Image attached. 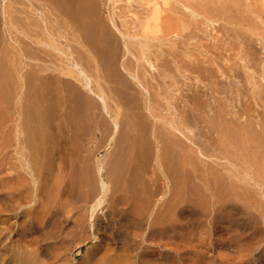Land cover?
I'll return each instance as SVG.
<instances>
[{"label": "rangeland", "instance_id": "374dc122", "mask_svg": "<svg viewBox=\"0 0 264 264\" xmlns=\"http://www.w3.org/2000/svg\"><path fill=\"white\" fill-rule=\"evenodd\" d=\"M181 1H183V2H181V3L179 2L180 5L177 3L175 4V2H172L171 10L167 11L169 13H167V14L165 13L166 15L164 14L165 17H170L169 20H171L173 22H175V20H176V22L178 21L177 24H180V27L182 26L181 24H183V27H181V28L179 27L177 29L178 35L180 36L181 40H180L179 36H178V38L176 37L174 39H171V38L168 39L169 42L167 41L166 44H170V45L173 44L175 46H173L172 48H169L168 45L166 46V48H165V46H163L164 48H162V50H164V54H167V53H169V54L166 56L164 54L161 55V62L159 61L157 63H159V64L161 63L162 66L160 65L159 71L158 72L155 71V72H157L155 74L157 75L158 81L161 83V85H163L162 87H164L163 92L170 91L171 94H172V92L175 93V95L173 94L174 101H172L173 98L171 100V102L173 104L171 103V105H170L171 107H169L170 110H172V106H173V111L169 110L170 113H169V111L166 113L164 111L163 114H165L167 118L169 117V119H171L170 117H173L172 119H174L173 121L176 124L182 125V122H184V125L187 128V129L185 128V131L188 130L187 134L188 133L191 134V137H192V135H194L191 140L195 144L196 149L199 148L204 155L203 164H202V162H200V160H199L200 158L198 157V154L196 153V149L193 147V144H192V146H190L191 145L190 142H186V140H183L184 138L182 139L179 135H178L179 138L176 139L177 141L176 140L174 141V144L177 145V147L182 148L183 150L186 149L185 150L186 154L184 153L183 155L184 156L185 155L190 156L191 158L190 157H188V158L191 161H193L192 164H180V161H178L177 159H174V158H173L174 160L172 159L173 161H171L172 163H170V161L165 160L168 163L163 162V164H156L155 161L154 162L152 161V157H151L152 155L149 156L148 161H152L153 163L148 162V161L144 162V160H146V158H145V156H143V158H142L141 157L142 155L138 158L139 161L133 162L131 160V158H129L128 149H127V151H125V149L128 148V147H126L127 143L123 142V144H124V146H123V144L121 142L123 139H121L119 141L120 144H118L119 146L117 149H119V155L111 156L109 154L110 152H107L106 149L104 148V143L103 144L99 143L100 142V139H99L100 135L96 136L93 129H91L89 126H86L82 122L80 123L79 126L77 125L79 128L72 133L73 136L71 135L70 132L66 133L68 135V136H66L65 132L60 131L62 134H64V135H61V133L57 130V124L56 123H58V122H57L56 117H55L56 116L55 110L50 112L52 110L51 108H50L51 110L48 107L44 108L46 110L43 109L44 114H43V116H41L42 114L39 115L36 111H34V109L37 110L41 106L39 104V102H36L37 101L36 99H35L36 101L33 99L35 102L34 101L32 102L31 101L32 99H25V100H22V103L18 99H13L14 94L19 92V91L17 90L15 92L16 86L15 87L13 86V84L16 81L14 79V78H16V75H14L15 73L13 74L12 68L10 69L11 66L8 65L9 61L4 59L6 57L5 56L6 55L5 51L7 50L6 46H9V42H8V40H6V38H7L6 35H5V37L3 35L1 40H0V47H1L0 48V61L2 60L0 64H2V63L4 64V62L6 61L4 66H6V65L8 66V67L6 66V68L8 70V73H7L6 68L4 66H2L3 64L0 65L1 72H2V75L0 72V76H1L0 87H1V84L3 87L0 89V91H2V93H1L2 96L4 94H5L4 96H6V93H7V96L5 98L8 99V97H9V101L7 100V102L4 101L5 100L4 98H3V100H1V98H0V145L3 144L0 146V178H1L0 179V185H2L5 182L6 183V184H4L5 186L6 185L10 186L9 184L11 181V183L13 182L12 184L17 187L18 183L25 182L26 178H28L27 179L28 181L31 180V182L33 180H35L36 183L38 181V177L39 178L41 177L40 180L43 178L41 180V182H43L45 179L42 186L46 185L45 186L46 189L44 190L45 187H42L41 188L42 191L40 192L41 195L39 193L40 197L39 198L37 197V198L41 200V198L43 197L42 199L44 202L42 204L44 206L47 205L48 207H50V208H48V211H49V209L52 210V211L50 210L51 212L49 211V213H54V211L56 209L57 210L55 212H57L59 210V213H61V214L64 213L63 216H66L65 221H63V225H62L64 227H65V225L69 226V224H71L72 222L81 218L85 213L87 214V208L88 207L82 205V203H85L84 201L86 200L85 198L87 196V194H86L87 192H88V194L91 192V195L95 201H96L97 197L98 198H99V196L102 197V195H103V197H105V200H106L105 203L100 208L101 210H99L98 213L95 215L96 216V217H94L95 221L93 222V224H95V229L94 228L93 229L95 231L98 230L97 232H95L93 230L94 235L96 237H98V241L95 243V241H93L92 238H89V234H90L89 228L90 227L88 226V218H86L84 226L87 227L86 228L87 231L85 230L86 232L85 231L83 232V230L78 229L77 234H79V235L77 236V234H76L74 239L71 241L72 243L74 242L75 244L69 243L71 246L70 247L68 246V247L71 250V253L68 256L72 255L71 259H73L72 260L73 264L75 262H76L75 264H85L86 260H84V258L86 259V254H87L86 252L89 251L90 249H91V251L96 250V254L98 255L101 251L112 250L111 247H109V246L113 245L114 247L112 246V248H113L112 251H116L117 253H119V254L121 253L120 255H122L123 250L118 249V248L116 250V247L119 244L117 242L119 236L118 237H116V236H117V234L121 233V231L124 232L126 230L125 233L130 232L132 234V232H133V233H137V235H140L141 233L143 234V232H144L143 235L147 236L148 233L145 235V233H146L145 231L138 230L136 228V226H134L136 224L133 223L132 219H130V218L133 217L134 215H137L138 217L140 216L139 217L140 220H141V218L143 219L146 217V213H144L142 211V209H143L142 201L145 199V197H151L152 195L156 196V198H155V196L152 198V200L155 201L153 203H156V206H157V204H160L162 206V207H160V210H167V208L169 210L172 208L175 211V209H176L175 207H177L178 205H181L182 202H184L187 205L189 203L190 206H193L194 209L199 212L198 216H190V215L184 216L185 214L182 213L181 215H179L178 219L172 213L171 217H173V220L175 223H173V225H168L169 229L167 228V231L163 234H160V236L158 235V229H160V227L157 226L158 227V228L156 227L157 231L154 234L155 237H153L154 240H150L151 242L148 240L149 241V242H147L148 244H145V245H150L153 249L157 248L158 250L155 249L157 251V254H159L158 252H160V251H161V253H165L166 251H169L171 255L173 254L175 258H173V255L171 257V255L169 253H167V252L165 253V255H166L165 257H167L168 254L170 255V257L168 255L169 258L167 257V259H169V260L171 259L169 261V264L170 263L173 264V263H177V262H178L177 264H183V263L184 264H190V263L195 264L194 259L197 256H202V258H201L202 260L199 262V264L200 263L201 264H209V263L210 264H264V258H263L264 257V255H263L264 254V248H263L264 247V232H263L264 231V215H262V213H260V212H263V214H264V79H263L264 78V70H262V69H264V11L262 10V8L260 6L259 0H235V1L234 0H228V2L225 0L222 2V0H220L221 3L220 2L218 3L216 1H212V3L217 4L216 8L219 10L218 14H220V16H222L224 14L222 16V17H224V20L229 22V23L231 22L230 24L229 23L227 24L228 26L226 25V23H223V22H221V23L217 22V23H215V25H213L212 23H209V22L205 23L206 19H204L205 18L204 12L202 14L203 8H201V6L203 7L204 5L207 4L206 2H204V0H191L192 2L191 1L186 2V0H181ZM94 2H95V4H97V9H99V10L101 9L100 10L101 14L104 12L103 17L104 18H107L110 16L113 17V19L115 20V23L117 22L116 24H118L117 26L119 28L122 27V24H123L122 22L124 21V23H127V27L132 29V27H133L132 25L135 22L134 20H136V17H140L142 15V13L144 12L143 11L144 10V7H143L144 6V0H115V2H114V0H94ZM203 2H204V5H203ZM183 3L186 5H190V6L192 5V8L195 11H197V13L202 16V18L201 17L191 18L190 13L185 8H184L185 10L183 11V8H182L183 6H181V4H183ZM223 3H224V5H223ZM225 3H227V4H225ZM99 5H101L102 8H99V7H101ZM194 5H196V6H194ZM227 5H228V8L230 9L229 11H232V12H228V11L226 12L225 10H222L223 6H227ZM248 7H250V8L248 9ZM174 9H175V11H174ZM244 9H245V11H244ZM177 10H179V12H177ZM233 11H234V13H233ZM248 11L251 13H249ZM181 12H182L181 15L176 16ZM238 12H240L242 14H238ZM112 13H114V15ZM251 15H255V16L252 17ZM257 15H259V16L263 15V16L262 17L260 16V18H259V17H257ZM250 17H251V19H249ZM165 20H167V19H165ZM182 20H184V21H182ZM164 22H166V21H164ZM187 22H189V23H187ZM249 22H250V24H249ZM233 23H235V27H234ZM224 24H225V26H224ZM230 25H232V27H230ZM262 25H263V27H261ZM120 29L122 31L126 30L124 27L120 28ZM234 30H235V32H234ZM246 30H248V32ZM236 31H238V32L236 33ZM177 32H175V33L172 32L171 35L174 34L173 36H177ZM179 32L182 34H179ZM246 32L251 33V34L244 35ZM260 32H262V33H260ZM235 33H236V36H235ZM241 34H242V36H244L243 38L241 37ZM247 35L249 38L246 37ZM252 36H255V37H252ZM245 38H246V40H245ZM240 39H241V41L239 43L238 41ZM233 40H235V41H233ZM175 41H177V44ZM2 42L6 45H4ZM7 42H8V45H7ZM245 42H247V44ZM243 43H244V45H243ZM231 44L232 45L234 44V45L232 46ZM251 44H253V45H251ZM213 46H214V48H213ZM234 46H236L235 49H234ZM120 47L124 48L123 44ZM168 48H169V51H171L174 48V50L171 51L172 53H170V52L166 53V49L168 50ZM208 49H210V51ZM241 49H243V50H241ZM205 50H206V52H205ZM120 51L124 52L125 49L119 50V55L121 54V57H122L123 53H121ZM239 51H240V53H243V54H240ZM3 52H4L5 57L3 56ZM213 52H214V54H213ZM250 53H252V54H250ZM206 54H210V55L208 56ZM244 54H245V57H244ZM211 55L212 56L215 55L214 57H216V60H215V58L211 57ZM238 55L239 56L241 55V57H238ZM207 56H208V58H207ZM251 56H252V58H251ZM126 57H129V59H130V56H126ZM1 58H3V59H1ZM151 58H152L151 61L154 62V60H155L154 56ZM197 58L199 59V61ZM238 58L239 59L241 58V60H239ZM243 58H246V59L243 61ZM195 59L198 62H196ZM200 60H201V62H200ZM120 61L121 62H119V63L121 64L123 59ZM211 61H213V62L211 63ZM231 62L233 65L230 64ZM237 62H239V63L237 64ZM251 62H253V63H251ZM157 63H155V64H157ZM162 63H164V64H162ZM193 63H194V66H193ZM200 63L202 65V67H204V68L200 67L201 65H198ZM202 63H204V66ZM246 63H247V65H246ZM195 64L197 66H195ZM241 64L245 65L244 68H242L243 65H241ZM146 65L148 66V64H145V66ZM187 65H188V67H187ZM210 65H212V66H210ZM254 65H255V67H254ZM230 66H231V68H230ZM262 66H263V68H262ZM117 67L120 70V65L119 66L117 65ZM193 67H195V68H193ZM2 68H3V70H2ZM146 68H148V67H146ZM4 69L6 70V72ZM9 69L11 70L12 74L10 73ZM261 70L263 71V73ZM247 71H251V72L250 73L248 72V75H247ZM252 71H254L253 72L254 74L252 73ZM121 72H122V74H125V73H123L122 69H121ZM5 73H6V75L4 77L9 75V76H11L10 77L11 79L9 78V76H8L9 79L7 77L6 78L2 77ZM261 74H263V75H261ZM7 81H9V82H7ZM4 82H6V83H4ZM253 82L254 83L256 82V84H254ZM11 85L13 87H11ZM164 85L167 87V90H166V87ZM255 86H257V87H255ZM23 93H25V91L22 89L19 94H23ZM32 93H33L32 96H34L35 92L33 90L32 91L30 90V92L28 91V94H30V95H27V96H31ZM11 95H13V96H11ZM10 98H11V100H10ZM14 100H16V101H14ZM11 101H12V103H10ZM15 102H17L18 105H20V106H16L17 103H15ZM160 102H162V100ZM24 104H26V105H24ZM200 105H201L202 109L200 108ZM203 105H205V106H203ZM23 106H25V107H23ZM32 106H34V108ZM186 106H188V107H186ZM195 106L197 109L194 108ZM207 106H208V108H207ZM19 108H20V110H18ZM190 108L191 109L194 108L193 109L194 111L191 110ZM14 109H17V110L15 111ZM29 109L33 110V112H31ZM198 109L199 110L201 109V111H199ZM185 111H187V112L185 113ZM24 112L25 113L27 112V113L25 114ZM34 112H36L39 116H41L40 119L38 117L39 120L43 121V119H45L47 121V122L45 121L46 124L48 123L46 125L47 129L46 128L44 129V127L41 128V126H40V128H39L40 130H38L37 127L39 126L38 123L40 121H38V123H36L35 122L36 120H35L32 123V119L37 118V116L34 115ZM21 113L23 114L24 117H21L22 116ZM46 113H49V116L50 117L52 116V117L49 118L48 114H46ZM168 113H169V116H168ZM228 113L231 115H229ZM26 115H28V116H26ZM44 115L48 116V117L42 119V117H44ZM174 115H175V117H174ZM26 117H28V119ZM48 118H49V120H47ZM22 119H24V120H22ZM26 119L28 122L26 121L27 126L24 127L26 125L25 124ZM53 119L55 120V122ZM182 119H185V120H182ZM29 122L32 126L34 124H36V125H34V127H32V126H30ZM53 123H54V125H53ZM22 126L25 129L22 128ZM28 126H30V127H28ZM15 128L17 131L16 134H15ZM182 128H184V127H182ZM41 129L44 130V132L41 131ZM54 129H56V130L52 131ZM28 130H29V132H28ZM242 130L244 132H242ZM37 131H38V133H37ZM39 131L41 133H44V134L41 135V133ZM49 131H50V133H47ZM37 134H38V136L36 137ZM50 134H51V137L49 138ZM55 134H57V135H55ZM189 134H188V136H190ZM23 135H25V136H23ZM27 135L30 137H28ZM26 136H27V138H26ZM241 136L243 137V139L241 138ZM22 137L26 138L27 140H25L24 138H23L24 139L23 140ZM254 137H256L258 140ZM41 138H42V141H41ZM234 138H236V139H234ZM47 139H48V141H47ZM50 139H51V141H54V142L50 141L51 142L50 143L49 142ZM55 139L56 140L58 139V140L56 141ZM243 140H244V142H242ZM249 140H251V141H249ZM255 140L257 142H253ZM260 140L262 141L261 143L259 142ZM23 141L26 142V146H24L25 142H23ZM46 141L49 142L50 144L49 143L46 144L47 143ZM234 141L236 143H234ZM20 142H22V144ZM245 142H248L247 145L245 144ZM29 143H30V145H28ZM187 143H188V145H187ZM184 144H186V147H184L185 146ZM241 145L243 147H241ZM187 147H188V149H187ZM237 147L238 148L241 147L244 149L240 150V149H237ZM246 147H248V148L246 149ZM123 149H124V153H122ZM192 150H193V152H192ZM125 152H126V154H125ZM165 152L168 153L167 150ZM188 153H191V154H188ZM168 155L169 154H166V156H164V157H168V159H170L171 156L169 155L170 156V158H169ZM125 159L128 161H126ZM44 160H46V161H44ZM129 161H130V163H129ZM127 162L129 164H131V162H132V166L129 165ZM98 163H100V164H98ZM116 163H118V164H116ZM125 163H127V164H125ZM204 163H206V164H204ZM24 164L26 165L25 166L26 168L23 166ZM29 164H31V166H29ZM33 164H35V165H33ZM37 164L40 166H37ZM133 164H134V166H133ZM99 165L102 166V168L104 167L101 174L97 172L98 171L97 168L99 167ZM32 166H35V167H32ZM129 166H131V167H129ZM40 167L42 170L40 169ZM127 167H128V169H126ZM131 168H133L134 170L133 169L131 170ZM25 169H27V170L29 169L28 173H26L24 171ZM33 170H34V172H33ZM129 170H131V171H129ZM36 171H38V172L35 173ZM29 172L32 174V177L30 176L31 174ZM22 173H23V175H22ZM33 173H35V174H33ZM43 173H45V174H43ZM48 173H51V174L49 175ZM127 173H129L130 175ZM36 174H37V176L35 177ZM40 174H41V176H40ZM127 175L129 176V178L127 177ZM133 175H135V176H133ZM21 176L22 177L24 176L22 178L23 180L21 178H19ZM85 176H86V178H84ZM104 177L106 178V180ZM98 178H99V180H98ZM135 178H137V180ZM138 178H139V181H138ZM19 179H21V181ZM56 179H57V181H55ZM102 179H104L103 181L105 183H107V186H108V192L106 194H103V192L101 191V182L100 181ZM199 179H201V182ZM203 179L205 181L207 180L208 183H207V181L205 182ZM15 180L20 181V182L17 183ZM84 180H85V183L83 182ZM144 180L147 181V184L145 182H143ZM150 180H152V183H154L153 181H156L157 185H155V183H154V185H150L149 184ZM39 181H38V183H39ZM122 181L124 183L123 184L124 186L127 183L125 187L121 184ZM140 181H141V184H140ZM211 181L213 182V185H212ZM1 182H3V183H1ZM7 182H9V183L7 184ZM53 182H54V184H53ZM58 182L59 183L62 182V184L61 183L58 184ZM98 182H100L99 183L100 185H98ZM218 182H219V184H217ZM221 182H222V184H221ZM44 183H45V185H44ZM47 183L49 185H47ZM64 183H66L67 186ZM92 183H94V184H92ZM180 183L183 185H181ZM184 183L185 184L189 183V184L185 185ZM214 183H215V185H214ZM128 184H130V185H128ZM137 184H139V186ZM192 184H194V185H192ZM203 184H205V187ZM234 184H236L237 187ZM4 185H3V187H4ZM13 185H11V186H13ZM32 185H33V183H32ZM32 185H31V187H34ZM50 185H51V187H50ZM52 185H54V187H56V189H57L56 195H55L56 189H54V187ZM91 185H93V186H91ZM131 185H132V189L129 190L131 188ZM147 185L152 186V187H148ZM158 185H159V188H158ZM195 185L197 187H193ZM206 185H208V187ZM209 185L213 186V187H210ZM221 185H224V186L228 185V186L222 187ZM231 185H234L235 188ZM80 186L82 188L84 187L83 191H81L82 188ZM116 186H118V189ZM134 186H135V188H134ZM153 186H156V187L153 188ZM183 186H185V187L183 188ZM187 186H189V189H185ZM214 186H215V188H214ZM128 187H129V189H128ZM137 187H139V188H137ZM142 187H144V188H142ZM220 187L222 189L223 188L224 189L222 190ZM229 187L231 189L233 188L232 189L233 192L230 191ZM0 188H2V186H0ZM61 188H62V190L64 189L62 191V193H60ZM87 188L88 189L90 188L93 191H88ZM114 188H115V191H113ZM122 188H123V190H122ZM124 188H126V192H124V190H125ZM146 188L147 189L149 188V189L147 190ZM152 188H153V190H152ZM156 188H157V191L155 190ZM171 188H173L174 190H172ZM181 188H183L184 191H186V192H183V189L180 190ZM58 189L60 191H58ZM71 189L73 190V192ZM84 189H85L86 193H85ZM140 189H142V190L145 189V190L142 191ZM168 189H170V190H168ZM202 189H203V191H202ZM219 189H220V191H219ZM74 190L78 191V192H74ZM109 190H112V192ZM127 190H128V194H127ZM154 190H155V192H154ZM179 190H180V193L182 191V193H183L182 195L178 193ZM214 190H215L216 194L214 193ZM242 190H243V193H242ZM65 191H67V192H65ZM169 191H170V193H169L170 195L168 194ZM58 192H59V194H58ZM69 192H70V195H69ZM171 192H172V195H171ZM203 192L205 193V195H203L204 194ZM211 192H213V193H211ZM225 192L228 194V196ZM245 192H247V194H245ZM78 193H79V195H80V193H81V195L84 194L85 198H84V195L82 197H81V195L80 196L77 195ZM166 193L168 194V196ZM174 193H175V195H174ZM230 193H232V195L234 193L235 194L233 196H230L231 195ZM237 193L239 194V196L237 195ZM113 194L115 195V198H114ZM126 194L127 195L131 194L130 196L131 197L133 196V197L127 198ZM141 194L142 195L145 194L146 196L143 195V197L141 199L140 198ZM214 194L216 196L213 197ZM217 194H222L224 197H222V195L217 196ZM244 194L248 198H246V196ZM58 195H60V196H58ZM74 195L77 197H74ZM121 195L123 196V199H124V197L127 199H133L136 196V198L133 199L136 203L133 201L132 203H129V205H125L124 201H122L124 204H122V202L120 201V203L118 202V204H117L116 199L122 200ZM138 195H139V197H138ZM200 195H202V196H200ZM162 196H164L163 199H162ZM205 196H207V197L210 196V197L207 198ZM220 196L222 198H225V196H227V198H225L226 199L225 200V199H222ZM71 197H72V199H70ZM80 197L82 200L80 199ZM168 197L174 198V204L171 203V205H170L171 207L169 206V204H166L167 207L164 206L165 208L163 209V203L161 204V202L164 201V198L168 199ZM215 197H217V198H215ZM50 198H53L52 199L53 201L55 199L54 203ZM74 198H76L75 201H74ZM157 198L159 199L160 202H158ZM180 198H181V200H180ZM202 198H204V199L202 200ZM241 198H243L244 200ZM249 198H251V200H249ZM57 199H59L61 201V203ZM108 199L110 202L108 201ZM155 199H157V200H155ZM199 199H200V201H199ZM215 199H216V203L217 202H220V203L223 202V203H226L228 206H230V208L227 210L228 212L227 211L223 212V213H225L224 214L226 217L225 220L229 219V217L226 214H228L229 212L231 213L232 210H235L231 213L232 215L234 214L233 216L235 218L240 217L239 219H242V221L239 222V223H241L239 225L240 227H238L239 230L237 229V227H235L236 229H231V226H233L232 228H234V225L226 223V221L223 219H221L222 220L221 223L213 222V220L211 219V217H212L211 214L209 216V214H207V213L215 212L213 209L214 208L213 205H215V203H214ZM246 199H248V201ZM70 200L73 202L71 203ZM94 200H93V203L95 202ZM111 200H112V202L114 200V203H113L114 205L111 204L112 203ZM187 200H189V202ZM56 201H58V203H60V204H58V203L57 204L59 205V207L61 205L63 210H61V208L59 209L57 204H56L57 206H55ZM211 201H213V202H211ZM242 201H244V202H242ZM45 202H48L50 204H47ZM231 202H232L233 206L230 205ZM33 203H35V202L33 201L32 203H30L29 204L30 207L29 206L28 207L26 206V207L29 208L30 210H32L33 209L32 208ZM115 203H116V205H115ZM133 203H135L137 205H134ZM177 203H180V204H177ZM194 203H195V205H194ZM249 203H251V204H249ZM39 204L42 205L41 203H39ZM39 204L36 205V203H35V205H33V207L39 206L38 208L40 210L42 208V206H40ZM65 204L67 207L66 210H68V212H66V210H65V207H64ZM74 204H76V206ZM79 204H80V206H83V207H80ZM132 204L134 206H132ZM176 204H177V206H176ZM236 204L239 205V207ZM244 204L247 207L249 205V207L247 208L246 206H244ZM117 205H119V206L117 207ZM219 205H221V204H219ZM70 206L72 209L74 206L75 207L73 210L68 209V208H70ZM110 206H112V208ZM138 206H139V208H138ZM184 206L185 205H183V207ZM201 206H202V208H200ZM240 206H242V207H240ZM26 207H24V208H26ZM52 207H55V208H52ZM115 207H117V208H115ZM134 207H135L136 211L134 210ZM181 207H182V205H181ZM181 207H179V208L177 207L176 212H178V210H180ZM206 207H207V209H206ZM38 208H34V209L38 210ZM82 208H84V209H82ZM233 208H235V209H233ZM238 208H239V210H238ZM123 209L128 211V213H127L128 216H130V214H131L130 218H128L131 221H128V224L125 225L126 229L124 226H122L123 227L122 228L120 225L117 226L113 222L109 223V221H108L109 218H110V220H112L113 218H116V216L114 217L113 215L114 214L117 215L119 212L122 213ZM199 209H200V211H199ZM209 209H211V210H209ZM79 210H80V212H79L80 214L78 213ZM206 210H208V212ZM251 210H252V212H251ZM61 211L62 212L64 211V212L62 213ZM69 211H70V213H69ZM204 211H206V213ZM240 211H241V215H240ZM65 212L68 215H66ZM134 212H136V213H134ZM201 212H202V214H201ZM237 212L239 213V215L237 214ZM49 213H47V214H49ZM74 213H77V216H75L76 214H74ZM247 213L252 214V216L246 215ZM47 214H46V216H47L46 219L50 218V220H52V221L55 220V217H52L53 216L52 214H49V215H51V217ZM86 214L84 215L85 217H86ZM108 215H109V217H108ZM201 215L203 217H205L206 220H204L205 218L203 219V217ZM260 215H262V216L260 217ZM118 216L121 217V215H119V214H118ZM137 216L135 218H137ZM199 216H201L200 219H199ZM207 216H209V218H207ZM247 216H249V217H247ZM254 216H256V217H254ZM120 217H118V219ZM257 217H259V218H257ZM51 218H53V219H51ZM72 218H74V219L71 222ZM106 218H107V220H106ZM16 219H13L14 221H12V219H11V225L17 228L22 223H21V220L19 218L17 219L18 221H16ZM96 219H97V223L99 222L98 224L95 223ZM118 219L116 218V220H118ZM198 219L201 220L200 223H199ZM210 219L212 220V222ZM254 219H256V220L254 221ZM62 220H64V219L62 218ZM208 220H210L209 224H207ZM244 220L247 223H245ZM246 220H248V221H246ZM260 220H262V221H260ZM107 221L110 224L109 226H110L111 230H106L105 226L108 225ZM19 222L21 224H19ZM44 222H46V221H44ZM202 222H204V223H202ZM251 222H252V224H251ZM15 223H17L16 224L17 226L15 225ZM130 223H132V224H130ZM216 223H218V224L216 225ZM243 223L245 224V227H243L244 229L243 228L240 229L241 226L244 225ZM249 223H250V225H249ZM227 224H228V226H227ZM201 225H202V227H201ZM212 225H213V227H212ZM214 225H215V227H214ZM224 225L227 226L229 229L227 227L225 229ZM216 226L219 230L216 228ZM259 226L261 227L260 229H259ZM97 227H99V228H97ZM111 227H113V228H111ZM128 227H132V228H130L128 230ZM213 228L216 230V233H215V230ZM171 229L174 232L169 231ZM230 229L232 230L231 231L232 233L229 232ZM116 230L117 231L121 230V231H119V233H118ZM221 230H223L222 233L219 232ZM217 231H218V234H217ZM250 231H251L252 235L251 234L249 235ZM87 232H89V233H87ZM189 233H191V235ZM239 233L240 234L243 233V234L240 235ZM142 234L140 236H142ZM258 234H259V236H258ZM192 235H194V236H192ZM237 235H240V238H239V236L237 237ZM158 236L160 237L159 241H158V238H159ZM188 236L191 239L188 238ZM250 236H251V240H249ZM253 236H254V238H253ZM76 237H77V239H76ZM162 237L164 238V240H162L163 239ZM243 237L247 238L248 240L247 239L246 240L248 242L244 241ZM84 239H88V240H84ZM116 239H117V241H116ZM137 239L139 241L141 240L140 238H137ZM241 239H243V240H241ZM253 239H255V240H253ZM92 241H93V243H92ZM243 241H244V243H243L244 246L242 244ZM189 242H190V244H189ZM251 242L254 243L256 246H254V244H252V246H250ZM152 243L160 244L159 248L157 247L158 245L155 247V244H153V246H152L151 245ZM223 243H225V245ZM237 243H239V244H237ZM73 245L75 248L73 247ZM186 245H187V247H186ZM239 245L241 246L242 250H240L241 248H239ZM160 246L163 249H161ZM164 246L166 249L164 248ZM107 247H109L110 249L109 248L107 249ZM171 247H173V248H171ZM184 247H186L187 250H184L185 249ZM71 248H73V249H71ZM196 251H200L201 254L197 253ZM239 252H241L242 254ZM213 253L216 256H214ZM157 254H156V256H157ZM195 254L197 256L193 257L192 255H195ZM158 257H159V259H161L160 254ZM208 257L211 259H209ZM149 258H152V257L150 256ZM149 258H146L145 260L148 261ZM180 259H182V260H180ZM224 259H227L229 261L224 260ZM212 260H214L215 262ZM174 261H176V262H174ZM183 261H186L187 263L183 262Z\"/></svg>", "mask_w": 264, "mask_h": 264}, {"label": "bare ground", "instance_id": "6f19581e", "mask_svg": "<svg viewBox=\"0 0 264 264\" xmlns=\"http://www.w3.org/2000/svg\"><path fill=\"white\" fill-rule=\"evenodd\" d=\"M187 1L189 2L191 0H186V2ZM212 1H216L218 3L220 2V0H204V2H206L207 4L204 5V2H203L204 6L203 7L201 6V8H203L202 14L204 12V16H205L204 19H206L205 23L209 22V23H212L213 25H215V23H217V22H220V23L223 22V23H226V25H227L229 22L224 20V17H222L224 15L223 13H222L223 15L221 14L222 16H220V14H218L219 10L216 8L217 4L212 3ZM223 1L224 0H222V2ZM225 1L228 2V0H225ZM114 2H115V0H114ZM172 2H175V4L176 3L179 4V2L181 3L183 1H181V0H144V6H143L144 10L142 9L144 12L143 11H142L143 13L141 12L142 15L140 17L135 16L136 20L133 19L135 22L134 21H133L134 23L132 22L133 23L132 29L128 28L127 23H124V21H123L122 27H120V28L124 27L126 30L122 31L117 26L118 25V24H116L117 22L115 23V20L113 19V17H111V16L107 17V18L103 17L104 12L102 11L103 13L101 14V12H100L101 9L100 10L97 9V4H95L94 0H0V40H1L3 35H4V37L6 35V37H7L6 40H8V42H9V46H6V48H7V50L5 51L6 57L4 56V52H3V56L5 57L4 58L5 60L9 61L8 65L11 66L10 69L12 68L13 74L15 73L14 75H16V78H14L16 81L13 84L14 87L16 86L15 92L17 90L19 91V92L15 93L14 96L13 95H11V96H13V99H18L21 103H22V100H25V99H32L31 100L32 102L36 99L37 101L36 100L35 101L39 102V104L41 106L39 105L40 107L39 108L37 107L38 111L36 109H34V111H36L39 115L42 114L41 116H43V114H44V112H43L44 108H47V107L49 109L51 108L52 110L50 109L51 110L50 112L55 110L56 114L55 113L54 114L56 115L55 117H56V120L58 122L56 124H57V130L59 132L62 131V132H65V134L70 132L72 135V133L79 128L78 126L80 125L81 122L83 124H85L86 126H89L91 129H93L96 136L100 135V138H99L100 142L99 143H102V144L104 143V148L106 149L107 152H110L109 154L111 156L119 155V149H117V148L119 146L118 144H120L119 141L121 139H123L124 141L122 140L121 142H122V144H123V142L127 143L126 147H128V148H126L125 151H127V149H128L129 158H131V160L133 162L139 161L138 158L141 155H142L141 156L142 158H143V156H145L146 160H144V162H146L149 160V156L152 155L151 156L152 161L153 162L155 161L156 164H163V162L168 163L166 161H170V163H172L171 161H173L174 159H177L178 161H180V164H192L193 161H191L188 158L190 156H187V155L184 156L183 155L185 153L186 149L183 150L182 148L177 147V145L174 144V141L177 138H179V136H180L182 139L184 138L183 140H186V142H190V144H191V145L189 144L190 146H192V144H193V147L196 149L195 144L191 140L194 135H192V137H191V134L188 133L190 135V136H188V134H187L188 130L185 131L186 126L184 125V122L181 121L182 125L176 124L173 121L174 119H172L173 117H170L171 119H169V117L167 118L166 115L163 114L164 111L166 113L170 110L169 107H171L170 106L172 103L171 100L173 98V94L175 95V93L172 92V94H171L170 91L163 92L164 87H162L163 85H161V83L158 81L157 75L155 74L159 71V68L161 65V63L159 64L157 62H159V61L161 62V55L164 54V50H162V48H164L163 46H165V48H166V46L168 45L169 48H172L175 45L166 44V42L170 38L174 39L176 37L178 38V36H179L177 29L180 27V24H177L178 21L176 22V20H175V22H176L175 23V22L169 20L170 17L164 16L165 13L166 14L169 13L167 11L171 10ZM259 3H260L262 10L264 11V0H259ZM186 4L183 3V4H181V6H183L182 7L183 11L186 9L190 13L191 18H197V17L202 18V16L200 14H198L197 11H195L192 8V5L190 6V5H186ZM225 4H227V3H225ZM223 5H224V3H223ZM99 6H101V5H99ZM194 6H196V5H194ZM99 8H102V6ZM249 8L250 7H248V9ZM222 10H225L226 12L227 11L232 12V11H229L230 9L228 8V5L223 6ZM174 11H175V9H174ZM244 11H245V9H244ZM177 12H179V10H177ZM233 13H234V11H233ZM249 13H251V12H249ZM112 14L114 15V13H112ZM181 14H182V12L176 16H179ZM238 14H242V13L238 12ZM251 16L253 17L255 15H251ZM260 16L257 15V17H259V18H260ZM165 19H167V20H165ZM249 19H251V17ZM164 21H166V22H164ZM182 21H184V20H182ZM187 23H189V22H187ZM249 24H250V22H249ZM181 25H182L181 27H183V24H181ZM233 25L235 27V23H233ZM224 26H225V24H224ZM230 27H232V25H230ZM261 27H263V25ZM238 31H236V33ZM246 31L248 32V30H246ZM172 32L173 33L177 32V36H173L174 34L171 35ZM234 32H235V30H234ZM247 32L244 35L251 34V33H247ZM236 33H235V36H236ZM260 33H262V32H260ZM179 34H182V33L179 32ZM242 34H241V37L243 38L244 36H242ZM255 36H252V37H255ZM246 37H248V35ZM179 38H180V36H179ZM180 40H181V38H180ZM245 40H246V38H245ZM233 41H235V40H233ZM240 41H241V39L238 42L240 43ZM8 42H7V45H8ZM175 42L177 44V41H175ZM245 43L247 44V42H245ZM122 44H123L124 48L120 47ZM4 45H6V44H4ZM243 45H244V43H243ZM251 45H253V44H251ZM119 47L122 50L125 49V51H124L125 53L120 51L121 53H123L122 57H121V54L119 55V50H121ZM235 47L236 46H234V49H235ZM169 48H168V50L166 49V53L167 52L172 53L171 51L174 50V48H173L171 51H169ZM213 48H214V46H213ZM208 50L210 51V49H208ZM241 50H243V49H241ZM205 52H206V50H205ZM239 53H240V51H239ZM168 54L169 53L164 54V55L166 56ZM213 54H214V52H213ZM240 54H243V53H240ZM250 54H252V53H250ZM206 55L209 56L210 54H206ZM126 56H130V59H129V57H126ZM153 56L155 59V60L154 59L153 60L157 64H155L153 61H151V59H152L151 57H153ZM208 56H207V58H208ZM214 56L211 55V57L215 58V60H216V57H214ZM238 57H241V55L240 56L238 55ZM244 57H245V54H244ZM251 58H252V56H251ZM1 59H3V58H1ZM122 59H123V61L120 64L119 62H121L120 60H122ZM245 59L246 58H243V61ZM239 60H241V58ZM1 61H0V63H1ZM195 61H196V59H195ZM198 61H199V59H198ZM198 61H196V62H198ZM5 62H4V64H5ZM200 62H201V60H200ZM212 62L213 61H211V63ZM144 63L148 64V66L147 65L145 66ZM238 63L239 62H237V64ZM251 63H253V62H251ZM2 64H0V65H2ZM4 64L2 66H4ZM162 64H164V63H162ZM202 64L204 66V63H202ZM230 64H232V62ZM117 65L118 66L120 65V70L117 67ZM198 65H201V63ZM241 65H243V64H241ZM246 65H247V63H246ZM6 66H4V67L6 68ZM193 66H194V63H193ZM195 66H197V65L195 64ZM210 66H212V65H210ZM244 66L245 65H243L242 68H244ZM146 67H148V68H146ZM187 67H188V65H187ZM200 67H202V65ZM254 67H255V65H254ZM193 68H195V67H193ZM202 68H204V67H202ZM230 68H231V66H230ZM262 68H263V66H262ZM121 69H122L123 73H125V74H122ZM2 70H3V68H2ZM6 70H7V68H6ZM6 70H5V72H6ZM262 70H264V69H262ZM155 71H157V72H155ZM0 72H1V68H0ZM248 72L250 73L251 71H247V75H248ZM253 72L254 71H252V73ZM7 73H8V70H7ZM10 73H11V70H10ZM262 73H263V71H262ZM1 75H2V72H1ZM5 75H6V73L2 77H4ZM261 75H263V74H261ZM8 76H6V77L8 78ZM6 77H4V78H6ZM10 77L11 76H9V78ZM0 78H1V76H0ZM7 82H9V81H7ZM4 83H6V82H4ZM254 84H256V82ZM13 86L11 85V87H13ZM255 87H257V86H255ZM1 88H3L2 84H1L0 89ZM22 89L25 91V93L19 94ZM30 90L31 91L33 90L35 92L34 96H32L33 93L31 94V96H27V95H30V94H28V91L30 92ZM166 90H167V87H166ZM1 93H2V91H0L1 100H3V98H4L5 99L4 101H6V102H7V100L9 101V97H8V99L5 98L7 96V93H6V96H4L5 94L2 96ZM10 100H11V98H10ZM161 100H162V102H160ZM14 101H16V100H14ZM172 101H174V98ZM10 103H12V101ZM15 103H17V102H15ZM24 105H26V104H24ZM16 106H20V105H18V103H17ZM34 106H32V107L34 108ZM203 106H205V105H203ZM23 107H25V106H23ZM186 107H188V106H186ZM194 108H196V106ZM200 108H201V105H200ZM207 108H208V106H207ZM193 109H191V110H193ZM201 109L200 110L198 109V110L201 111ZM14 110L16 111L17 109H14ZM18 110H20V108ZM44 110H46V109H44ZM30 111L33 112V110H30ZM170 111H173V106H172V110H170ZM170 111H169V113H170ZM36 112H34V115H36L37 118L35 119L32 117L33 118L32 123L35 120H36L35 121L36 123H38V121H40L38 123L39 126L37 127L38 130H40L39 129L40 126H41V128L44 127V129H45L46 125L48 123L46 124L47 121L43 118L48 117L49 113H46V114H48V116L44 115V117H42V119H43V121H42V120H39L41 116H39ZM186 112L187 111H185V113ZM169 113H168V116H169ZM229 115H231V114H229ZM26 116H28V115H26ZM21 117H24L23 114ZM38 117H39V119H38ZM51 117L49 116V118H51ZM174 117H175V115H174ZM26 118L28 119V117H26ZM49 118L47 120H49ZM27 119L25 120L26 125L24 127L27 126V123H26ZM22 120H24V119H22ZM182 120H185V119H182ZM54 122H55V120H54ZM29 124H30V122H29ZM34 125H36V124H34ZM34 125L32 126L30 124V126H32V127H34ZM53 125H54V123H53ZM30 126H28V127H30ZM24 127L22 126V128H24ZM182 127H184V128H182ZM55 130L56 129H54L52 131H55ZM41 131L44 132V130H42V129H41ZM28 132H29V130H28ZM242 132H244V131L242 130ZM16 133H17V131L15 128V134ZM37 133H38V131H37ZM47 133H50V131ZM42 134H44V133H41V135ZM55 135H57V134H55ZM61 135H64V134L61 133ZM23 136H25V135H23ZM27 136H26V138H27ZM37 136H38V134L36 135V137ZM66 136H68V135L66 134ZM242 136H241V138L243 139ZM28 137H30V136H28ZM50 137H51V134L49 135V138ZM23 138L24 137H22V139ZM26 138H24V139L27 140ZM42 138H41V141H42ZM254 138H256V137H254ZM234 139H236V138H234ZM47 141H48V139H47ZM50 141H51V139L49 140V142ZM249 141H251V140H249ZM23 142H25V141H23ZM49 142H47L46 144H48ZM51 142H54V141H51ZM242 142H244V140ZM253 142H257V141L255 140ZM259 142L261 143L262 141L260 140ZM20 143L22 144V142H20ZM234 143H236V142L234 141ZM247 143L248 142H245L246 145H247ZM1 145H3V144H1ZM28 145H30V143ZM184 145L183 146L186 147V144H184ZM187 145H188V143H187ZM24 146H26V142H25ZM123 146H124V144H123ZM241 147H243V146L241 145ZM241 147L240 148L237 147V149H240V150L244 149ZM247 148L248 147H246V149ZM187 149H188V147H187ZM166 150L168 151V153L165 152ZM192 152H193V150H192ZM122 153H124V149H123ZM165 153L169 154L171 156V158L169 155L168 156L170 159H168V157H164V156H166ZM196 153L198 154V157L200 158L199 159L200 162H202V164H203V158H204L203 153L201 152V150L199 148L196 149ZM125 154H126V152H125ZM188 154H191V153H188ZM44 161H46V160H44ZM126 161H128V160H126ZM152 161H148V162H152ZM127 163H125V164H127ZM129 163H130V161H129ZM98 164H100V163H98ZM116 164H118V163H116ZM204 164H206V163H204ZM33 165H35V164H33ZM129 165L132 166V162ZM23 166L25 167L26 165L24 164ZM29 166H31V164H29ZM37 166H40V165L37 164ZM131 166H129V167H131ZM133 166H134V164H133ZM32 167H35V166H32ZM40 169H41V167H40ZM103 169H104V167L102 168V166L99 165V167L97 168V170H98L97 172L101 174ZM126 169H128V167ZM132 169L133 168H131V170ZM28 170L25 169L24 171L26 173H28ZM131 170H129V171H131ZM33 172H34V170H33ZM37 172L38 171H36L35 173H37ZM35 173H33V174H35ZM43 174H45V173H43ZM48 174L50 175L51 173H48ZM127 174H129V173H127ZM22 175H23V173H22ZM30 176L32 177V174ZM36 176H37V174L35 175V177ZM40 176H41V174H40ZM133 176H135V175H133ZM23 177L21 176L19 178L22 179ZM127 177L129 178L128 175H127ZM40 178L38 177V181L40 180ZM84 178H86V176ZM21 179H19V180L21 181ZM27 179L28 178H26V180ZM135 179L137 180V178H135ZM26 180H25V182H22V183H18L20 181H16L18 183L17 187L15 185H13L12 184L13 182L11 183V181L9 184L10 186H7V185L5 186L4 184H6V183L4 181H3L4 183L1 182L3 184L0 185V186H2V188H0V264H73V261H72L73 259H71L72 255L68 256L71 253V250L69 249V247L71 246L70 245L72 243L71 241L76 236L78 229L83 230V232L85 230L87 231V229H86L87 227L84 226L86 218H88V226L90 227L89 228L90 229L89 230V232H90L89 238H92V240L95 241V243L98 241V237H96L94 235V232H93V230L95 229V224H93V222L95 221L94 220V217H96L95 215L98 213L99 210H101L100 208L102 207V205L106 201L105 197H103V195H102V197L99 196V198L97 197L96 201H95L91 195V192L89 193L90 194L89 195L88 192L86 193V191L84 189L87 196L85 198V195L83 194L84 198L86 200L84 201L85 203H82V205L88 207L87 208V214L85 213L86 217L84 216L85 214L84 215L82 214L83 216L82 217L80 216L81 218L78 217L79 219H77L74 222H72L74 219V218H72V220H71L72 223L69 224V226H66L64 224L65 225V227H64L62 225H63V221H65L66 216H63V214H64L63 212L67 208L66 204L64 206L65 210L63 212L61 211L63 214L59 213V210L57 212H55L57 209L54 211V213H49V211L51 209H49V211H48V208H50V207H48L47 205L44 206L42 204L44 202L42 199L43 197L41 198L42 201L40 199H38L41 195V193H40L42 191L41 188L46 186L45 183H44L45 186H42L45 179L43 182H41V180H40L38 183V181H37L38 184L35 182V180H33L32 182H31V180H29V181L27 180L28 182ZM85 180L83 181L84 183H85ZM98 180H99V178H98ZM103 180L104 179H102L100 181L101 182V191L103 192V194H106L108 192V186H107V183H105ZM105 180H106V178H105ZM199 180L201 182V179H199ZM55 181H57V179ZM138 181H139V178H138ZM100 182H98V185H100L99 184ZM143 182H145L147 184V181L144 180ZM150 182H149L150 185H154V183H155V185H157L156 181H153L154 183H152V180H150ZM8 183L9 182H7V184ZM32 183H33V185H32ZM60 183L62 184V182H60ZM60 183L58 182V184H60ZM207 183H208V181H207ZM53 184H54V182H53ZM64 184L66 185V183H64ZM92 184H94V183H92ZM121 184L122 185L124 184L123 181ZM126 184H125V186H126ZM140 184H141V181H140ZM188 184H185V185H188ZM217 184H219V182ZM221 184H222V182H221ZM3 185H4V187H3ZM11 185H13V186H11ZM31 185L34 187H31ZM47 185H49V184L47 183ZM128 185H130V184H128ZM132 185H131L130 189L128 187L129 190L132 189ZM137 185L139 186V184H137ZM181 185H183V184H181ZM192 185H194V184H192ZM203 185L205 187V184H203ZM212 185H213V182H212ZM214 185H215V183H214ZM234 185L236 186V184H234ZM234 185H231V186L234 187ZM52 186L54 187V185H52ZM91 186H93V185H91ZM206 186L208 187V185H206ZM221 186L223 187L224 185H221ZM226 186H228V185H226ZM226 186H224V187H226ZM50 187H51V185H50ZM116 187L118 189V186H116ZM144 187H142V188H144ZM148 187H152V186H148ZM155 187L156 186H153V188H155ZM184 187L185 186H183V188ZM187 187L185 189H189V186H187ZM193 187H197V186L195 185ZM210 187H213V186H210ZM83 188L81 191H83ZM134 188H135V186H134ZM137 188H139V187H137ZM153 188H152V190H153ZM158 188H159V185H158ZM183 188H181L180 190H182ZM214 188H215V186H214ZM45 189H46V187L44 188V190ZM54 189H56V187H54ZM89 189L87 188L88 191H93V190H91V189L89 190ZM124 189H125L124 192H126V188H124ZM171 189L174 190L173 188H171ZM232 189L230 188V191H232ZM60 190L58 189V191H60V193H62V191L64 189L62 190V188H61ZM122 190H123V188H122ZM140 190H142V189H140ZM144 190L145 189H143L142 191H144ZM155 190L157 191V188ZM155 190H154V192H155ZM168 190H170V189H168ZM180 190L178 193L182 195L183 193H182V191L180 193ZM243 190H242V193H243ZM56 191H57V189L55 190V195L57 194ZM109 191L112 192V190H109ZM113 191H115V188ZM202 191H203V189H202ZM219 191H220V189H219ZM65 192H67V191H65ZM72 192H73V190H72ZM74 192H78V191L74 190ZM183 192H186V191H184V189H183ZM39 193H40V195H39ZM169 193H170V191L168 192V194ZM211 193H213V192H211ZM214 193H215V190H214ZM238 193H237V195L239 196ZM58 194H59V192H58ZM127 194H128V190H127ZM127 194H126L127 198L131 197L130 196L131 194L130 195H127ZM168 194H167V196H168ZM215 194L213 195V197L216 196ZM230 194H231L230 196H233L235 193L233 195H232V193H230ZM245 194H247V192H245ZM60 195H58V196H60ZM69 195H70V192H69ZM77 195H79V193ZM80 195H81V193H80ZM83 195H81V197ZM143 195H145V194H143ZM143 195L141 194V196H140L141 199H142ZM171 195H172V192H171ZM174 195H175V193H174ZM203 195H205V193ZM219 195H222V194H217V196H219ZM154 196L155 195H152L151 197H145V199L143 198L144 200L142 201V203H143L142 211L144 213H146V217L144 216L145 218H143V219L141 218V220H140L139 219L140 216L138 217L137 215H134L133 217L130 218L131 214H130V216H128V214H127L128 211L123 209V212L121 211L122 213H120L118 211L119 212L118 214L121 215V217L118 216V214L113 215L114 217L116 216L117 219H118V217H120L118 220H116V218H113V217H112L113 218L112 220H110V218L108 220L109 223L113 222L117 226L120 225L121 227L122 226L125 227V225L128 224V221H131L130 219H132V222L136 224L134 226H136V228L140 231H145L146 232L145 235L148 233L147 236L143 235L144 232H143V234L141 233L142 236H140L141 234L137 235V233H133V232H132V234L130 232L125 233L126 230L124 232L119 230V231H121V233H119V231L116 230L119 233V234H117V236L115 235L116 237L119 236L118 241L116 239V241L119 243L118 246L116 247V250H117V248L123 250L122 255H120L121 253L119 254L116 251H112L113 245L111 244L112 246H109V247H111L112 250L101 251L98 255L96 254V250L91 251V249H90L89 251H87L86 252L87 253L86 259L84 258V260H86L85 261L86 263L85 262L84 263L85 264H141V263L142 264H166V263L169 264V261L171 260V259L170 260L167 259L168 255L170 254L169 251L165 250L167 253H169L167 255V257H165L166 252L165 253H161V251L158 252L160 254V257H161V259H159V257H158L159 254H157V251L155 250L157 248L153 249L150 245H145V244H148L147 242H149L150 240H154L153 237H155L154 234L157 231L156 229L158 227H160V229H158V235L160 236V234H163L167 231L168 225H173V223H175L173 220V217H171L172 213L178 219L179 215H181L182 213L185 214L184 216H188V215L198 216L199 212L197 210H195L193 206H190L189 203L187 205L184 202H182V204H181L182 207H181V205L177 206V204H180V203L176 204V206L178 208L181 207L180 210H178V212H176L177 207H175L176 208L175 211L172 208H171L172 210L171 209L168 210V208H167V210H160V207H162V206L160 204H157V206H158L157 207L156 203H153V202H155L152 200V198ZM200 196H202V195H200ZM227 196H228V194H227ZM227 196H225V198H227ZM74 197H77V196L74 195ZM81 197H80V199H81ZM138 197H139V195H138ZM163 197L164 196H162V199H163ZM205 197H207V196H205ZM209 197L210 196H208L207 198H209ZM222 197H224V196L222 195ZM53 198H50V199L52 200ZM114 198H115V195H114ZM121 198H122V200L116 199L117 204H118V202L120 203V201L121 202L124 201L125 205H129V203H132L134 201L133 199L136 198V196L133 199H127L125 197L123 199V196ZM155 198H156V196H155ZM215 198H217V197H215ZM225 198H222V199H225ZM246 198H248V197L246 196ZM70 199H72V197ZM157 199H155V200H157ZM165 199L166 198H164V201L161 202V204L163 203V209L165 208L164 206H166V204H169V206L171 205V203L174 204V198L168 197V199H166V200ZM203 199L204 198H202V200ZM241 199H243V198H241ZM57 200H59V199H57ZM75 200H76V198H74V201ZM93 200L95 201L94 203H93ZM114 200H113V202L111 200V202H112L111 204L114 203ZM180 200H181V198H180ZM246 200L248 201V199H246ZM249 200H251V198H249ZM33 201L36 203V205L41 203L42 205H40V204L39 205L42 206V208L40 207L41 209L39 210V208H38L39 206L33 207V205H35V203H33V205H32V208H33V209L31 208L32 210L27 208L28 206L30 207L29 204L32 203ZM54 201H55V199H54ZM54 201H53V203H54ZM108 201H109V199H108ZM187 201L189 202V200H187ZM199 201H200V199H199ZM72 202L73 201H71V203ZM158 202H160L159 199H158ZM211 202H213V201H211ZM242 202H244V201H242ZM45 203L50 204L48 202H45ZM57 203H58V201L55 202V206L60 204L61 201H60V203H58V204ZM124 203L122 202V204H124ZM135 203H133V204L137 205ZM214 203H215V205H213V207H214L213 209L215 212L207 213V214H209V216L211 214V216H212L211 219L213 220V222L221 223L222 222L221 219H223V220L226 219V217L224 215L225 213H223V212L227 211L230 208V206H228L226 203H223V202H221V203L217 202L216 203V199H215ZM251 203H249V204H251ZM133 204H132V206H134ZM217 204L218 205L221 204V205L218 206ZM245 204H244V206H246ZM74 205L76 206V204H74ZM115 205H116V203H115ZM183 205H185V206L183 207ZM194 205H195V203H194ZM230 205L233 206L232 202ZM79 206H80V204H79ZM112 206H110V207L112 208ZM118 206L119 205H117V207ZM139 206H138V208H139ZM202 206L200 208H202ZM237 206L239 207V205H237ZM24 207H26V208H24ZM58 207H59V205H58ZM74 207H73V209H74ZM80 207H83V206H80ZM117 207H115V208H117ZM207 207H206V209H207ZM240 207H242V206H240ZM248 207H249V205H248ZM34 208H38V210L36 209L37 210L36 211ZM52 208H55V207H52ZM60 208H61V210H63L61 205H60L59 209ZM235 208H233V209H235ZM68 209H72L71 206ZM82 209H84V208H82ZM134 210H135V207H134ZM209 210H211V209H209ZM238 210H239V208H238ZM199 211H200V209H199ZM206 211L208 212V210H206ZM206 211H204V212L206 213ZM233 211H235V210H232V212ZM241 211H240V215H241ZM66 212H68V210H66ZM66 212H65V214H66ZM79 212H80V210L78 211V213ZM251 212H252V210H251ZM47 213L52 214L53 215L52 217H55V220L52 221V220H50V218L46 219ZM69 213H70V211H69ZM134 213H136V212H134ZM231 213L229 212L228 214H226L229 217V219H227L225 221L228 224L234 225V228H232L233 226H231V229H236L235 227H237V229H238V227H240L239 225L241 224L239 222L242 221V219H239L240 217L235 218L233 216L234 214L232 215ZM260 213H262V215H264L263 212H260ZM49 214H47V215H49ZM74 214H76L75 216H77V213H74ZM201 214H202V212H201ZM237 214L239 215L238 212H237ZM66 215H68V214H66ZM246 215L252 216V214H248V213ZM262 215H260V217ZM49 216L51 217V215H49ZM136 216H137V218H135ZM201 216H199V219ZM209 216H207V218H209ZM108 217H109V215H108ZM247 217H249V216H247ZM254 217H256V216H254ZM16 218L17 219L19 218L21 220V223H22L21 224L19 222V224H21V225L17 228L11 225V219H12V221H14L13 219H16ZM62 218L64 220H62ZM107 218H106V220H107ZM128 218H130V219H128ZM204 218L205 217H203V219ZM257 218H259V217H257ZM17 219H16V221H18ZM51 219H53V218H51ZM256 219H254V221ZM204 220H206V218ZM210 220L207 221L208 222L207 224H209ZM212 220H211V222H212ZM44 221H46V222H44ZM108 221H107L108 225H106L105 227H106V230H111L110 226H109L110 224L108 223ZM246 221H248V220H246ZM260 221H262V220H260ZM200 222H201V220H199V223ZM244 222H245V220H244ZM95 223H97V219H96ZM202 223H204V222H202ZM218 223H216V225ZM245 223H247V222H245ZM16 224L17 223H15V225ZM130 224H132V223H130ZM228 224H227V226H228ZM251 224H252V222H251ZM249 225H250V223H249ZM227 226H225V229ZM132 227H128V230ZM201 227H202V225H201ZM212 227H213V225H212ZM214 227H215V225H214ZM243 227H245V224L242 225L240 229H242ZM97 228H99V227H97ZM111 228H113V227H111ZM216 228H217V226H216ZM260 228L261 227L259 226V229ZM125 229H126V227H125ZM231 229L229 230V232L232 231ZM97 231H95V232H97ZM169 231L174 232L172 229ZM222 231L223 230H221L219 232L222 233ZM89 232H87V233H89ZM215 233H216V230H215ZM189 234L191 235V233H189ZM217 234H218V231H217ZM242 234H240V235H242ZM250 234H251V231H250L249 235ZM78 235L79 234H77V236ZM240 235H237V237L239 236V238H240ZM189 236H188V238H190ZM192 236H194V235H192ZM254 236H253V238H254ZM258 236H259V234H258ZM137 238H140L141 240L139 241ZM76 239H77V237H76ZM88 239H84V240H88ZM159 239H160V237L158 238V241H159ZM246 239L247 238H244V241L248 240V239L247 240ZM162 240H164V238ZM241 240H243V239H241ZM249 240H251V236H250ZM253 240H255V239H253ZM93 241H92V243H93ZM244 241L242 242V244L244 243ZM239 243H237V244H239ZM153 244H155V247L158 245L157 247L159 248L160 244L152 243L151 245L153 246ZM189 244H190V242H189ZM223 244L225 245V243H223ZM252 244H254V243L251 242V245L250 244L249 245L252 246ZM240 245H239V248H241V246H242V245L241 246ZM243 246H244V244H243ZM254 246H256V245L254 244ZM73 247H74V245H73ZM109 247H107V249ZM186 247H187V245H186ZM186 247H184L185 248L184 250H187ZM160 248H161V246H160ZM164 248H165V246H164ZM171 248H173V247H171ZM71 249H73V248H71ZM161 249H163V248H161ZM240 250H242V248ZM196 252L201 254L200 251H196ZM239 253H241V252H239ZM156 254H157V256H156ZM170 255H169V257H170ZM172 255H171V257H172ZM213 255L216 256L214 253H213ZM150 256L152 258H149ZM192 256L196 257L197 255L195 254ZM146 258H149L148 261L145 260ZM173 258H175L174 255H173ZM201 258H202V256H197L194 259V261H195L194 263L199 264V262L202 260ZM209 259H211V258H209ZM180 260H182V259H180ZM224 260H227V259H224ZM212 261H214V260H212ZM227 261H229V260H227ZM174 262H176V261H174ZM183 262H186V261H183ZM177 263H173V264H177Z\"/></svg>", "mask_w": 264, "mask_h": 264}]
</instances>
